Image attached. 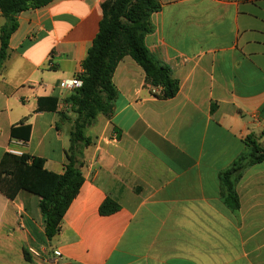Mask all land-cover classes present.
<instances>
[{
    "label": "crops",
    "instance_id": "1",
    "mask_svg": "<svg viewBox=\"0 0 264 264\" xmlns=\"http://www.w3.org/2000/svg\"><path fill=\"white\" fill-rule=\"evenodd\" d=\"M111 2L55 0L15 16L0 64V160L11 129L29 126L23 153L63 173L71 123L58 112L75 116L57 85L81 73ZM159 2L145 45L170 67L178 93L157 97L125 56L111 115L85 131L84 182L58 235L45 236L37 196L0 193V264H56L57 254V264H264V162L243 172L236 210L220 181L249 137L264 143V0ZM47 97L58 99L56 112L37 111ZM107 199L118 210L101 215Z\"/></svg>",
    "mask_w": 264,
    "mask_h": 264
},
{
    "label": "trees",
    "instance_id": "2",
    "mask_svg": "<svg viewBox=\"0 0 264 264\" xmlns=\"http://www.w3.org/2000/svg\"><path fill=\"white\" fill-rule=\"evenodd\" d=\"M53 1L0 0V13L5 19L0 28V64L7 57L9 38L17 28L15 16L45 7ZM160 9L159 0H112L108 7L101 8L98 32L81 63L82 71L76 76L82 86L63 99L75 118H69L64 111L58 112L62 121L71 123L70 144L62 174L49 172L44 159L25 153L17 157L6 152L0 160V193L9 200L15 199L21 190L37 196L49 241L58 235L63 216L84 182L82 149L90 144L85 131L98 116L107 117L112 113L117 98L112 77L118 63L125 56L131 57L144 71L150 87L160 89L159 98H173L179 91V81L173 77L170 67L151 55L145 45L146 36L154 30L151 15ZM58 102L55 97L40 98L37 111L56 112ZM21 130L26 132L23 139L17 134ZM29 131V126L19 130L12 128L11 138L26 142ZM246 146L247 153L220 174L223 199L235 210L239 206L236 185L243 172L251 165L264 162V143L249 137ZM117 210L118 206L107 199L100 206L99 213L109 215Z\"/></svg>",
    "mask_w": 264,
    "mask_h": 264
},
{
    "label": "built area",
    "instance_id": "3",
    "mask_svg": "<svg viewBox=\"0 0 264 264\" xmlns=\"http://www.w3.org/2000/svg\"><path fill=\"white\" fill-rule=\"evenodd\" d=\"M77 82H82L78 77H74L72 79L61 80L58 83V88L64 91L72 92L75 89L80 88ZM24 146V141L19 139H11L9 141V146L7 148V153L13 156L20 157L24 153L22 151V147ZM28 254L32 256H37V253L32 249L27 250ZM59 254L56 255V264L58 263Z\"/></svg>",
    "mask_w": 264,
    "mask_h": 264
},
{
    "label": "rangeland",
    "instance_id": "4",
    "mask_svg": "<svg viewBox=\"0 0 264 264\" xmlns=\"http://www.w3.org/2000/svg\"><path fill=\"white\" fill-rule=\"evenodd\" d=\"M61 111H64V112H69V111L65 110V108H63Z\"/></svg>",
    "mask_w": 264,
    "mask_h": 264
},
{
    "label": "clouds",
    "instance_id": "5",
    "mask_svg": "<svg viewBox=\"0 0 264 264\" xmlns=\"http://www.w3.org/2000/svg\"><path fill=\"white\" fill-rule=\"evenodd\" d=\"M77 83H78V85L82 86V82H77Z\"/></svg>",
    "mask_w": 264,
    "mask_h": 264
}]
</instances>
